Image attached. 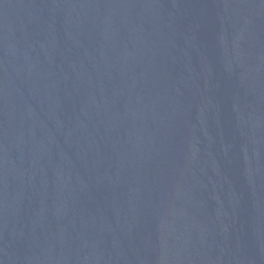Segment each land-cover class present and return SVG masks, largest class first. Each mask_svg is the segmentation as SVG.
Here are the masks:
<instances>
[{
	"label": "water",
	"instance_id": "obj_1",
	"mask_svg": "<svg viewBox=\"0 0 264 264\" xmlns=\"http://www.w3.org/2000/svg\"><path fill=\"white\" fill-rule=\"evenodd\" d=\"M0 264H264V0H0Z\"/></svg>",
	"mask_w": 264,
	"mask_h": 264
}]
</instances>
